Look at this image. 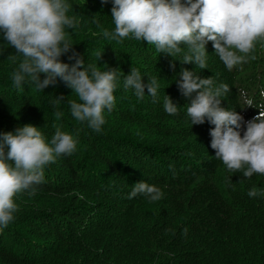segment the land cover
I'll use <instances>...</instances> for the list:
<instances>
[{
	"label": "trees",
	"instance_id": "16d2710c",
	"mask_svg": "<svg viewBox=\"0 0 264 264\" xmlns=\"http://www.w3.org/2000/svg\"><path fill=\"white\" fill-rule=\"evenodd\" d=\"M66 2L79 24L65 30L85 67L118 69L114 107L104 110L105 123L95 132L71 116L67 100L77 97L59 78L43 91L28 79L16 87L12 73L22 57L15 63L7 58L15 50L0 32V133L30 124L48 143L57 128L78 141L75 153L61 154L45 166L34 194L14 197V219L0 227V264H264V196H248L252 187L264 190V175L247 179L215 158L209 134L214 125L207 119L191 124L184 107L190 101L176 83L182 68L202 78L213 76L217 85L230 88L220 97L221 107L250 120L264 105V41H257L246 62L232 70L209 42L207 67L200 69L131 36L108 40L97 35L102 29L94 21L114 30L111 0ZM71 54L61 61L75 63L68 59ZM131 68L145 82L158 78L155 103L147 90L138 99L133 90L123 89ZM240 90L253 107H247ZM61 95V104H53ZM164 95L178 105L177 115L164 112ZM57 111L63 113L59 119ZM141 180L159 187L162 199L150 202L143 194L129 199L132 185Z\"/></svg>",
	"mask_w": 264,
	"mask_h": 264
},
{
	"label": "clouds",
	"instance_id": "9594fccd",
	"mask_svg": "<svg viewBox=\"0 0 264 264\" xmlns=\"http://www.w3.org/2000/svg\"><path fill=\"white\" fill-rule=\"evenodd\" d=\"M109 0H101L107 4ZM111 18L114 30L103 28L94 21L108 40H122L131 36L155 45L157 51L175 58L182 64L207 67L206 45L212 42L215 55L228 70L246 62L257 41H264V0H111ZM71 5L66 0H0V32L15 50L7 58L16 62L12 73L16 87L26 79L43 91L57 83H65L77 99H68L71 116L86 122L95 132L105 123L104 110L109 112L115 103L114 91L118 87L117 68L107 66L101 71L97 64L85 67L84 58L74 51L69 33L79 24L76 15H69ZM183 44L184 47H180ZM71 52L69 65L61 57ZM99 59L102 54H98ZM255 59V56H251ZM175 68V65H172ZM43 74V79L41 75ZM176 81L186 104L192 125H202L207 119L214 125L210 129L211 148L215 158L233 172H242L250 179L254 174L264 175V105L258 114L245 121L235 109L221 107L220 97L230 91L227 84L211 77L202 78L195 71L182 68ZM124 90H133L138 99L146 95L157 101L161 87L156 76L145 79L136 68L124 75ZM264 95V92L261 93ZM247 107L253 100L240 90ZM63 95L55 97L59 105ZM163 110L169 116L177 115L179 107L168 95L163 97ZM63 113L57 111L59 119ZM40 128L32 125L18 127L14 132L0 133V227H7L14 219L17 205L14 197L23 191L34 194L44 181V168L61 154L71 155L77 139L59 128L46 142ZM243 131V135H241ZM143 194L150 202L163 197L162 190L141 180L132 185L129 199ZM264 196V190L252 187L249 197ZM187 230L185 229V232Z\"/></svg>",
	"mask_w": 264,
	"mask_h": 264
},
{
	"label": "rangeland",
	"instance_id": "374dc122",
	"mask_svg": "<svg viewBox=\"0 0 264 264\" xmlns=\"http://www.w3.org/2000/svg\"><path fill=\"white\" fill-rule=\"evenodd\" d=\"M106 152H109L107 149L105 150ZM75 153V152H74ZM7 234V231H5L4 232V235H6ZM22 247H24V246H21V247H18V248H21L22 249Z\"/></svg>",
	"mask_w": 264,
	"mask_h": 264
}]
</instances>
